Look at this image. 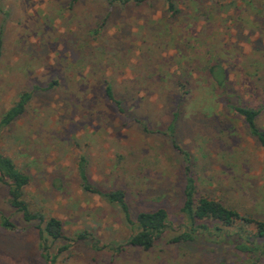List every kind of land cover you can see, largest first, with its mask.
Instances as JSON below:
<instances>
[{
  "label": "rangeland",
  "instance_id": "374dc122",
  "mask_svg": "<svg viewBox=\"0 0 264 264\" xmlns=\"http://www.w3.org/2000/svg\"><path fill=\"white\" fill-rule=\"evenodd\" d=\"M176 3L172 15L166 0H0V116L31 94L0 149L31 175V208L62 220L67 239L55 245L88 235L55 264H264V241L240 251L233 230L170 242L190 229L186 165L200 193L264 218V150L230 111L264 106V0ZM213 61L226 70L223 87L212 83ZM106 81L124 111L105 98ZM257 122L264 127V110ZM81 156L91 183L125 191L133 218L168 210L154 248L104 247L125 244L131 229L119 206L82 189ZM1 214L15 229L0 223V264H45L36 222L22 220L2 183Z\"/></svg>",
  "mask_w": 264,
  "mask_h": 264
},
{
  "label": "trees",
  "instance_id": "16d2710c",
  "mask_svg": "<svg viewBox=\"0 0 264 264\" xmlns=\"http://www.w3.org/2000/svg\"><path fill=\"white\" fill-rule=\"evenodd\" d=\"M77 0H71L73 5ZM119 1L121 4L133 2L140 4L145 0H110V2ZM168 10L172 15L180 12L176 0H166ZM208 71L212 83L216 87H223L227 82L226 70L219 62L208 63ZM57 83L53 81L51 84ZM184 86V84H182ZM187 92V91H186ZM30 92H22L15 103L4 111L0 116V138L4 127L13 123L23 114L30 99ZM104 96L108 101L113 102L120 111L121 100L117 99L110 81L105 82ZM264 110V106H253L245 104H232L230 111L234 117H240L245 124L248 134L255 139L259 146L264 150V127L258 124V117ZM177 115V113H175ZM176 119V118H175ZM171 129L174 123L171 124ZM185 160L188 163L189 155L183 152ZM86 159L81 156L78 160L77 171L80 178V185L85 192L95 193L101 196L110 204L117 205L125 215L126 223L131 229V234L126 243L107 244L104 247L108 250L120 253L126 246H134L144 250L154 248L163 236V233L170 226L169 212L164 206L155 209L138 212L133 218L130 207L126 201L125 191L120 188L103 190L91 183L87 175ZM31 175L18 167L14 159L5 154L0 149V183L6 187L7 200L11 207L20 213L25 222H36L40 239L41 257L45 264H55L59 255L69 249L75 239L86 238L87 233L81 232L76 238L69 239L66 243L55 245L57 242L66 240L62 220L56 216L48 215L40 210L32 209L30 203L25 197V188L31 182ZM183 188V203L181 213L184 215L190 229L173 236L171 243L190 241L194 239L197 231L206 230L212 233H223L233 230L239 243L237 249L243 252L254 253L261 248V240L264 241V218H260L249 212H242L238 208L226 204L222 199L200 193L197 189V182L190 166L185 167V179ZM1 226L5 229H15V224L11 218L1 214ZM212 229V230H211ZM97 249L101 247L97 246ZM55 245V246H54ZM103 247V248H104ZM264 253V252H263ZM219 264H225L221 262Z\"/></svg>",
  "mask_w": 264,
  "mask_h": 264
}]
</instances>
